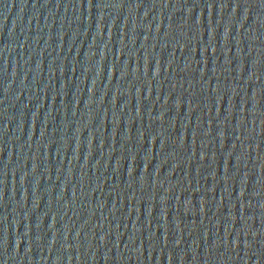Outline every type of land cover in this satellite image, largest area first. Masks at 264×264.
<instances>
[{"label":"water","instance_id":"obj_1","mask_svg":"<svg viewBox=\"0 0 264 264\" xmlns=\"http://www.w3.org/2000/svg\"><path fill=\"white\" fill-rule=\"evenodd\" d=\"M0 264H264V0H0Z\"/></svg>","mask_w":264,"mask_h":264}]
</instances>
